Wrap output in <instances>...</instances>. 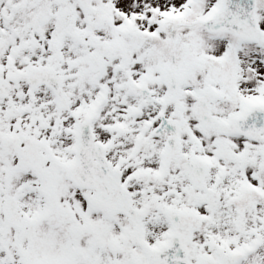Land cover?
<instances>
[{"label":"snow or ice","instance_id":"obj_1","mask_svg":"<svg viewBox=\"0 0 264 264\" xmlns=\"http://www.w3.org/2000/svg\"><path fill=\"white\" fill-rule=\"evenodd\" d=\"M0 264H264V0H0Z\"/></svg>","mask_w":264,"mask_h":264}]
</instances>
